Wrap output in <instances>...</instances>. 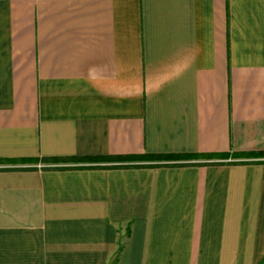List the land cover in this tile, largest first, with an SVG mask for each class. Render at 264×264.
Here are the masks:
<instances>
[{
  "label": "crops",
  "instance_id": "crops-1",
  "mask_svg": "<svg viewBox=\"0 0 264 264\" xmlns=\"http://www.w3.org/2000/svg\"><path fill=\"white\" fill-rule=\"evenodd\" d=\"M0 264H264V0H0Z\"/></svg>",
  "mask_w": 264,
  "mask_h": 264
},
{
  "label": "trees",
  "instance_id": "trees-1",
  "mask_svg": "<svg viewBox=\"0 0 264 264\" xmlns=\"http://www.w3.org/2000/svg\"><path fill=\"white\" fill-rule=\"evenodd\" d=\"M180 157V155H164V154H145V155H124V156H102V157H72L75 160H92L101 159L118 162H141V161H161L172 160Z\"/></svg>",
  "mask_w": 264,
  "mask_h": 264
}]
</instances>
